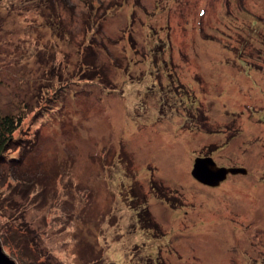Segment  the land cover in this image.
I'll use <instances>...</instances> for the list:
<instances>
[{
    "label": "rangeland",
    "instance_id": "rangeland-1",
    "mask_svg": "<svg viewBox=\"0 0 264 264\" xmlns=\"http://www.w3.org/2000/svg\"><path fill=\"white\" fill-rule=\"evenodd\" d=\"M0 111L16 264H264V0H0Z\"/></svg>",
    "mask_w": 264,
    "mask_h": 264
},
{
    "label": "water",
    "instance_id": "water-1",
    "mask_svg": "<svg viewBox=\"0 0 264 264\" xmlns=\"http://www.w3.org/2000/svg\"><path fill=\"white\" fill-rule=\"evenodd\" d=\"M244 167H221L216 164L211 156L196 157L194 159L191 175L203 185L217 187L229 175H246ZM0 264H16L2 250L0 243Z\"/></svg>",
    "mask_w": 264,
    "mask_h": 264
},
{
    "label": "trees",
    "instance_id": "trees-1",
    "mask_svg": "<svg viewBox=\"0 0 264 264\" xmlns=\"http://www.w3.org/2000/svg\"><path fill=\"white\" fill-rule=\"evenodd\" d=\"M20 124L21 115L15 116L0 111V164L6 156V153L16 147L18 140L15 138V132L20 127ZM15 242L16 248H20L22 251L21 257L26 259L24 264H45L39 258L34 259L31 255H28L31 245L26 239L24 240L16 236Z\"/></svg>",
    "mask_w": 264,
    "mask_h": 264
},
{
    "label": "bare ground",
    "instance_id": "bare-ground-1",
    "mask_svg": "<svg viewBox=\"0 0 264 264\" xmlns=\"http://www.w3.org/2000/svg\"><path fill=\"white\" fill-rule=\"evenodd\" d=\"M198 183H200L199 181H197ZM222 183V182H221ZM202 184V183H201Z\"/></svg>",
    "mask_w": 264,
    "mask_h": 264
}]
</instances>
